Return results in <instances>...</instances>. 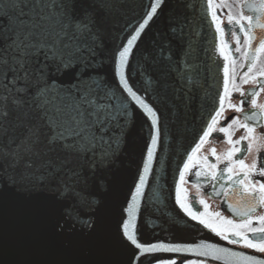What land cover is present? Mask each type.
I'll return each instance as SVG.
<instances>
[{
	"label": "snow or ice",
	"instance_id": "snow-or-ice-1",
	"mask_svg": "<svg viewBox=\"0 0 264 264\" xmlns=\"http://www.w3.org/2000/svg\"><path fill=\"white\" fill-rule=\"evenodd\" d=\"M164 4L165 0H148L140 22L121 25L118 33L117 0H0V264H110L104 257L115 245L134 249L129 264H141V257L161 252L203 258L182 264H264V211L255 215L264 210V179H254L264 178V157L259 155L264 135H254L264 126V103L257 101L264 92V0H206L217 34L216 51L224 61L223 91L176 183V203L187 216L250 254L204 241L145 244L137 237L138 198L160 128L158 110L134 90L126 69ZM225 9L227 29L221 19ZM178 23V17L171 18V38L160 35L150 54L149 66L160 68L146 81L154 91L166 93L169 79H183L189 67L173 52L171 39L183 36ZM229 31L234 48L224 39ZM124 32L110 48L109 41ZM105 52L110 53L117 86L99 75V57ZM186 83L193 81L189 77ZM249 83L255 90L245 93L242 87ZM233 92L250 97L252 111H244V99L228 103L243 117L218 128L230 147L222 154L210 149L213 163L198 153L217 130ZM127 101L151 121V142L112 238L105 218L119 183ZM237 129L244 135L234 140ZM254 149L256 157L246 163ZM188 174L194 175L191 183L198 193L209 184V199L222 194L233 218L208 211L202 197L197 202L204 211L193 210L182 187L189 183ZM156 264L177 260L157 259Z\"/></svg>",
	"mask_w": 264,
	"mask_h": 264
},
{
	"label": "water",
	"instance_id": "water-1",
	"mask_svg": "<svg viewBox=\"0 0 264 264\" xmlns=\"http://www.w3.org/2000/svg\"><path fill=\"white\" fill-rule=\"evenodd\" d=\"M147 4L148 0H117V32L119 33L120 26L125 23L136 26ZM174 16L179 18L177 26L183 28V36L181 38L177 35L171 39L173 52L181 63L186 62L189 67L183 79L178 75L169 79V88L164 93L154 91L146 83L149 77L157 76L160 71L159 67L149 66V57L154 54L155 40L160 35L167 33L171 38L168 27ZM126 34L127 32L119 34L115 41H109V47H114ZM216 44V33L207 13L206 0H165L158 16L138 42V50H135L130 67L126 69L134 90L158 110L159 116L160 137L145 185L138 198L137 237L142 243H213L204 238L199 229L198 233L193 228V233H182V228L190 226L180 221L177 216L179 214L175 208V194L179 169L183 167L187 153L198 141L210 115L219 107V94L212 96L221 82L223 70L221 64L215 60V55L218 54ZM109 57V52L99 57L101 63L98 65V72L110 86H117ZM189 77L193 81L191 85L186 83ZM127 103L129 115L125 118L126 135L119 160V183L105 218V229L112 238L116 236L122 209L131 200L147 156V147L151 142V121L134 103ZM175 221L183 227L176 226ZM132 251L134 249L130 246L115 245L104 258L110 264H129ZM168 258L203 259L191 253L161 252L141 257V264H154L157 259ZM212 262L222 264V261Z\"/></svg>",
	"mask_w": 264,
	"mask_h": 264
},
{
	"label": "flooded vegetation",
	"instance_id": "flooded-vegetation-1",
	"mask_svg": "<svg viewBox=\"0 0 264 264\" xmlns=\"http://www.w3.org/2000/svg\"><path fill=\"white\" fill-rule=\"evenodd\" d=\"M220 10H218L219 12ZM225 15L221 16V19L223 20V24L222 27H224L225 29L228 28V24H227V20H226V9L223 10ZM211 19V17H210ZM213 26V24H212ZM214 28V26H213ZM215 31V28H214ZM217 35V34H216ZM224 39H226L229 43V45L234 48L235 44L232 41V37H231V33L230 31L225 35ZM238 55V54H237ZM216 57V61L219 62V64H221V66L223 67L224 61L223 59L219 56V54L215 55ZM240 71H246V68ZM220 77V76H219ZM221 82L218 85V87H216L214 89V93L212 94L213 97H215L216 95H218L219 93H221L223 91V70H222V77H220ZM239 79V77H237V80ZM242 90L247 93L249 91H253L255 90V86L251 83L243 85ZM241 99L245 100V104H244V111L245 112H251V105H250V97H241L239 95V93L237 92H233L231 99L230 100H226L225 102V110L222 114V117L220 118V123L219 125H217V130L214 131L211 136L208 138V141L202 146L201 151L198 153L199 156H205L207 155L209 157V160L211 162H215V160L211 157L210 155V149L215 148L217 151V154H222L224 152H226L228 150V148L230 147V145H228L227 143L224 142V136L222 133H220L218 131V128L220 126H226L227 123L233 118V117H239L242 119L243 117V113H236L234 112L232 109L228 108L227 105L228 103H232V104H238L240 102ZM258 103H264V92H262L260 94V96L257 98ZM244 135V130L243 129H237L234 132L233 135V139H239L240 136ZM254 135L256 136H261L264 135V126H258L255 130ZM247 146V142H244V147L246 148ZM257 152L254 149L252 153L247 155L246 158V163H251L253 158L256 157ZM259 155L261 157H264V148H262L259 152ZM224 165H220V167H223ZM195 171V169H193V172ZM186 179L189 181L188 184L186 185H182L183 188L186 189L187 191V202L190 204V206H193V210H199L200 212L204 211V207L202 205H200L197 200L199 198H204L206 203H208L209 205V209L208 211L210 212H215V211H220L222 212V214L227 217V218H233L232 213L227 209V205L226 203H224L225 201V197L221 194L220 196H216L212 199L208 198V194H210L212 192V188L209 184H203V188L202 191L200 193L197 192V190L195 188L192 187V181L195 180L194 175L192 174H188L186 175ZM254 179H264L261 177H254ZM179 180V179H178ZM175 208L178 212L180 221H183L184 223H187L188 226H190V228H182V233H193L192 228L195 230L196 233H198V229L201 231L200 234L204 235V238H208L210 240V242L216 243L217 245H219L220 247H227L229 249H231L232 251H241V252H245L246 254H250L249 250L247 249H242L237 245H228L225 241L221 240L219 237L215 236L211 231H209L208 229L204 228L202 225H200L197 221L192 220L189 216H187L184 211L179 207V205L176 203V194H175ZM261 211L264 210H258L255 215H260ZM179 221V222H180ZM176 226H180L183 227L181 224H178L176 221ZM173 226L174 223H173ZM178 231V229H177ZM251 254H255V253H251ZM258 255V254H257ZM168 259H176L177 260V264H182L183 261L181 258H168ZM156 264V262L154 263ZM209 264H216L215 262L209 261Z\"/></svg>",
	"mask_w": 264,
	"mask_h": 264
}]
</instances>
